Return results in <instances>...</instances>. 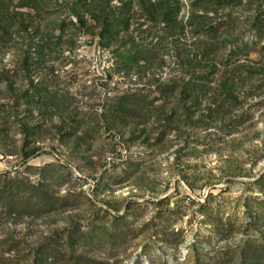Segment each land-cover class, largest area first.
Returning a JSON list of instances; mask_svg holds the SVG:
<instances>
[{"label": "rangeland", "instance_id": "1", "mask_svg": "<svg viewBox=\"0 0 264 264\" xmlns=\"http://www.w3.org/2000/svg\"><path fill=\"white\" fill-rule=\"evenodd\" d=\"M0 264H264V0H0Z\"/></svg>", "mask_w": 264, "mask_h": 264}, {"label": "built area", "instance_id": "2", "mask_svg": "<svg viewBox=\"0 0 264 264\" xmlns=\"http://www.w3.org/2000/svg\"><path fill=\"white\" fill-rule=\"evenodd\" d=\"M11 159H13V157H12V156H8L6 160H11ZM6 160H4L5 163H2V164H1V168H2V169H9V166H8Z\"/></svg>", "mask_w": 264, "mask_h": 264}]
</instances>
